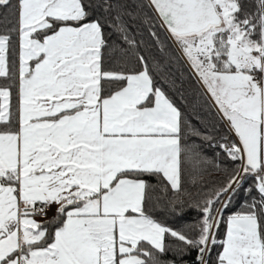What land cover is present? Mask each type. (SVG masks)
<instances>
[{
	"label": "snow or ice",
	"instance_id": "6c2138e0",
	"mask_svg": "<svg viewBox=\"0 0 264 264\" xmlns=\"http://www.w3.org/2000/svg\"><path fill=\"white\" fill-rule=\"evenodd\" d=\"M0 264H264V0H0Z\"/></svg>",
	"mask_w": 264,
	"mask_h": 264
},
{
	"label": "trees",
	"instance_id": "16d2710c",
	"mask_svg": "<svg viewBox=\"0 0 264 264\" xmlns=\"http://www.w3.org/2000/svg\"><path fill=\"white\" fill-rule=\"evenodd\" d=\"M147 38V37H145ZM168 88V85H165ZM200 88L193 81L190 71L184 67L183 63L176 68V88L175 90L169 91V95L174 99L178 106H180L193 120V123H197V117L200 118L201 124H215L217 129H219L220 134H223L224 129L221 127L220 121L215 115V109L203 104V101H198L195 105L193 102V93H198ZM183 93L185 99H181V94ZM195 107V111L193 108ZM222 173H213L210 179H222ZM235 205V201L233 202ZM228 213H225L227 215ZM157 218L162 222L169 224L172 227H178L182 224L189 223L196 218L197 213L193 211L187 212L182 218H176L174 215H169L163 209L157 210ZM51 217V216H50ZM224 226L220 225L219 228V238L223 237ZM215 253H213V256Z\"/></svg>",
	"mask_w": 264,
	"mask_h": 264
},
{
	"label": "built area",
	"instance_id": "2783aa9c",
	"mask_svg": "<svg viewBox=\"0 0 264 264\" xmlns=\"http://www.w3.org/2000/svg\"><path fill=\"white\" fill-rule=\"evenodd\" d=\"M52 215V213L51 212H49V217ZM38 218V220H44V219H48V217H37Z\"/></svg>",
	"mask_w": 264,
	"mask_h": 264
},
{
	"label": "rangeland",
	"instance_id": "374dc122",
	"mask_svg": "<svg viewBox=\"0 0 264 264\" xmlns=\"http://www.w3.org/2000/svg\"><path fill=\"white\" fill-rule=\"evenodd\" d=\"M36 219L38 220V218L36 217Z\"/></svg>",
	"mask_w": 264,
	"mask_h": 264
}]
</instances>
